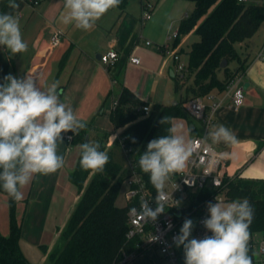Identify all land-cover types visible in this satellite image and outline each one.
Segmentation results:
<instances>
[{
    "label": "crops",
    "instance_id": "1",
    "mask_svg": "<svg viewBox=\"0 0 264 264\" xmlns=\"http://www.w3.org/2000/svg\"><path fill=\"white\" fill-rule=\"evenodd\" d=\"M189 1L129 0L125 12L118 7L111 9L85 31L58 22L64 0H42L36 6L30 0H15L20 6L17 10L8 7L9 0H0V13L19 17L22 37L28 45L26 52L15 55L0 47V83L8 74L17 78L31 75L42 88L56 82L60 100L74 110L78 119L91 124L89 139L97 140L103 130L109 131L108 148H112L123 128L114 126L111 112L124 88L151 106L179 101L173 53L178 52L187 63L183 60L182 37L193 36L195 41L196 36L193 31L179 40L169 36L178 31L181 21L190 14V7L195 6ZM146 2L153 5L147 20L143 18ZM57 30L62 33L61 42L50 48L51 36ZM110 49L118 51L119 59L114 66L107 67L100 57ZM237 50L244 60V105L235 109L227 88H215L213 98H205L206 112L212 117L210 127L224 124L236 133L237 142L213 145L206 140L204 149L226 162L228 176L264 178V22L250 39L237 45ZM132 56H139L141 63H132ZM235 61L231 68L238 67L239 62ZM185 93L183 89L182 94ZM173 124L182 126L189 141L203 131L202 122L189 114L175 117ZM62 135L64 141L59 144L58 154L63 155L64 166L55 173L35 175L22 189L24 198L17 203V217L22 223L21 247L33 264H49V253L62 247L61 232L80 198L79 188L70 175L76 169L82 143H69L66 133ZM188 167L189 161L185 169ZM127 188L125 183V192ZM26 219L31 224L29 232L24 229ZM0 231L4 235L10 232L9 197L2 191ZM160 257L156 247H148L128 264H159Z\"/></svg>",
    "mask_w": 264,
    "mask_h": 264
},
{
    "label": "trees",
    "instance_id": "2",
    "mask_svg": "<svg viewBox=\"0 0 264 264\" xmlns=\"http://www.w3.org/2000/svg\"><path fill=\"white\" fill-rule=\"evenodd\" d=\"M190 1L195 4L194 11L181 21L176 39L193 31L196 40L187 52L189 60L185 78H176V89L180 92L178 103L154 104L147 114L144 106L149 103L124 88L111 112L114 126L123 128L114 147L108 148L111 134L106 130L97 140L87 141L91 127L89 123L86 129L75 135L74 142L99 143L100 150L107 152L109 162L102 173H93L81 168L79 157L70 179L78 186L80 198L61 232L62 247L49 253V264H128L129 261H124L125 255L136 250L138 238L127 237L129 211L134 202L127 201L124 206L117 204L123 185L133 174L128 163H125L126 159L131 158L133 170L143 177L152 192H156L149 176L140 170L138 160L148 142L169 134L171 125H161L159 121L164 116L187 117L184 108L187 100L206 96L215 88L226 89L230 79L244 68L237 45L250 39L264 22V3L246 0ZM128 3L129 0H121L118 8L125 12ZM224 60L227 65L222 67ZM234 60L239 65L231 68L230 63ZM183 89L186 91L184 95ZM123 137L125 147L122 146ZM0 191L4 192L2 187ZM216 193H221L227 201L237 198L250 201L254 219L250 226L249 254L254 259L253 236L259 233L264 237V178L225 176L223 186L218 190L209 187L189 189L186 219L197 212L204 200ZM17 203L9 197L10 232L4 235L0 231V264H33L21 247L22 223L17 217ZM176 248L184 263L183 247Z\"/></svg>",
    "mask_w": 264,
    "mask_h": 264
},
{
    "label": "clouds",
    "instance_id": "3",
    "mask_svg": "<svg viewBox=\"0 0 264 264\" xmlns=\"http://www.w3.org/2000/svg\"><path fill=\"white\" fill-rule=\"evenodd\" d=\"M120 3L121 0H64L58 22L87 31ZM8 7L17 10L20 6L9 0ZM0 47L13 55L27 51L17 15L0 13ZM57 87L54 82L42 88L31 75L17 78L8 74L0 83V187L15 201L24 198L22 189L35 175L55 173L64 166L65 159L58 154L59 144L64 141L62 134L78 135L87 127V122L78 119L74 110L60 100ZM173 119L164 116L159 121L161 125H171L169 134L148 142L138 160L140 170L149 176L156 190V207L153 209L149 201L142 200L139 211L132 208L130 212L146 222H155L170 199L173 206H179L180 202L166 192V186L173 174L185 170L193 155L192 142L181 125L172 123ZM206 139L213 145L237 142L236 133L222 123L212 125ZM79 148L81 168L102 173L109 156L100 150V144L84 142ZM207 210L209 217L202 223L210 236L190 238L193 221L185 219L173 238L176 247H183L184 264H253L249 241L254 209L250 201L216 199L207 204Z\"/></svg>",
    "mask_w": 264,
    "mask_h": 264
},
{
    "label": "built area",
    "instance_id": "4",
    "mask_svg": "<svg viewBox=\"0 0 264 264\" xmlns=\"http://www.w3.org/2000/svg\"><path fill=\"white\" fill-rule=\"evenodd\" d=\"M42 0H30L33 6L38 5ZM244 1V0H239ZM153 5L149 2L145 3L144 19L151 18V9ZM62 33L60 30L55 31L50 39V48L58 46L61 42ZM178 31H175L169 38H177ZM151 44V41H147ZM176 62L177 76L183 80L187 73V63L183 62L178 52L173 53ZM119 59V53L115 49H110L101 54L100 61L107 67L114 66ZM131 61L139 65L141 58L139 56H132ZM243 71L236 73L229 81L227 89L231 93V104L235 109L240 108L246 101L245 89L243 87ZM205 98L212 99L213 95L210 93L206 96H197L185 102V109L187 113L197 121L202 122L203 131L199 135L192 138L193 155L189 159V167L182 173L173 174L171 180L166 186V192L175 201H179V206H173V201L170 199L165 205V212L160 214L155 222H146L134 213L129 211V225L130 229L127 233L128 239H136V250L130 254L125 255L124 261H130L138 254L143 252L148 247H156L161 255L159 264H184L181 262V256L177 251L174 243V237L180 232L183 222L188 217L185 214L188 208V190H199L203 187H209L218 190L223 186V178L228 176L227 165L225 161H220L208 154L204 149V143L207 140L206 136L210 129L212 122L211 115L207 114V104ZM118 102H115V106ZM216 104H214V107ZM151 105H145L144 111L149 114ZM75 135L71 132L66 133V139L69 143L74 142ZM125 138H121L122 146ZM128 165L132 169L133 174L126 180L128 188L125 192L128 202L133 204L132 208L140 209L142 200H147L150 206L154 209L156 207L155 196L156 192H152L143 177L133 170V162L131 158L128 159ZM207 167V168H206ZM233 177V176H230ZM221 193H216L210 198L204 200L197 210L198 219L194 229V233L190 238H203L211 235V232L206 230L202 221L209 217L207 204L209 202L215 203L216 199L220 200ZM137 200V203H135ZM196 212V213H197ZM177 216H180L178 218ZM252 246L257 253L253 259V264H264V237L258 242L253 240Z\"/></svg>",
    "mask_w": 264,
    "mask_h": 264
},
{
    "label": "rangeland",
    "instance_id": "5",
    "mask_svg": "<svg viewBox=\"0 0 264 264\" xmlns=\"http://www.w3.org/2000/svg\"><path fill=\"white\" fill-rule=\"evenodd\" d=\"M189 3H190V5H192V2L191 1H189ZM194 8H195V6L193 7V5L190 7V9H189L190 10V14L194 11ZM182 39H183L182 40V45H183L184 50H185V51H183V60L187 61V63H188L189 57H188V53L187 52L189 51V48L191 47V44L194 41V37L193 36H188L185 39H184V37H182ZM236 63L237 62L235 60L234 61H231L230 67H234L236 65ZM125 163H128V160L127 159H126ZM220 200H223L225 202H228L227 200H225L224 196H221V199ZM117 204L119 206L126 205L125 184L123 185V187H122V189L120 191V194H119L118 199H117ZM189 219H191L193 221V225H194L193 226V229H194L195 226H196V223H197V219H198V212L197 213H193ZM29 226L31 227V224H29V221H27V219H26L25 225H24V229L26 231H28V232H29ZM192 233H193V230H192ZM260 235L261 234H259V233L255 234L253 236V240L255 242H258L261 239V236ZM256 264H258V262Z\"/></svg>",
    "mask_w": 264,
    "mask_h": 264
},
{
    "label": "water",
    "instance_id": "6",
    "mask_svg": "<svg viewBox=\"0 0 264 264\" xmlns=\"http://www.w3.org/2000/svg\"><path fill=\"white\" fill-rule=\"evenodd\" d=\"M227 65V61L226 60H224L223 62H222V67H224V66H226ZM243 84V87H245L246 86V84L243 82L242 83ZM178 103V101H174L173 102V104H177ZM87 141H89V137H87Z\"/></svg>",
    "mask_w": 264,
    "mask_h": 264
}]
</instances>
